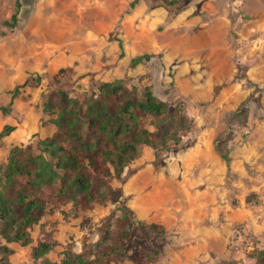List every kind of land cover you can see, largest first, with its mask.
I'll return each instance as SVG.
<instances>
[{"label": "rangeland", "instance_id": "374dc122", "mask_svg": "<svg viewBox=\"0 0 264 264\" xmlns=\"http://www.w3.org/2000/svg\"><path fill=\"white\" fill-rule=\"evenodd\" d=\"M132 2L35 0L24 21L19 0H0V108L9 109L0 112V165L13 147L40 153L38 143L55 132L45 111L55 90L82 102L97 84L123 79L138 96L149 87L168 104L182 103L192 121L178 146L157 156L143 147L121 179H108L109 202L85 208L44 190L29 243L0 236V264H59L66 253L86 252L119 207L141 225L126 258L111 264H133L137 247L150 264H264L250 256L264 248V0ZM143 55L148 62L130 64ZM241 106L247 118L232 125L225 164L214 141ZM155 121L141 117L139 126L153 132ZM146 224L164 235L145 243ZM41 243L52 248L36 259Z\"/></svg>", "mask_w": 264, "mask_h": 264}, {"label": "trees", "instance_id": "16d2710c", "mask_svg": "<svg viewBox=\"0 0 264 264\" xmlns=\"http://www.w3.org/2000/svg\"><path fill=\"white\" fill-rule=\"evenodd\" d=\"M139 1L133 0L131 7ZM188 2L161 0L164 7L177 8ZM12 19L15 24L16 18ZM149 59L148 55L139 56L131 59L130 64L137 66ZM16 93L17 90L13 97ZM8 111L7 107L0 108L4 114ZM45 111L54 116L55 132L38 143L40 153L35 154L31 145L13 147L6 163L0 165V236L6 242L29 243V229L46 208L41 197L44 190L55 200L85 208L102 205L113 196L107 180L121 179L124 169L138 159L143 147L151 148L157 156L170 146H178L192 128L182 103L168 104L155 97L149 87L138 96L135 90L126 87L123 79L97 84L82 102L65 91H51ZM146 116L156 118L153 132L139 126L140 118ZM246 118L247 110L241 106L230 116L227 134L217 136L214 141V150L225 164L230 161L227 143L233 137L232 125L244 123ZM13 130L11 126L5 127L1 136ZM136 225L141 224L135 223L128 211L117 208L107 217L93 248L79 254L66 253L59 264L122 262ZM143 227L145 243L165 233L155 224ZM51 248L50 244L41 243L33 250V257L42 258ZM250 256L263 263L264 248L254 250ZM150 262L151 255L144 248L134 250L133 264Z\"/></svg>", "mask_w": 264, "mask_h": 264}, {"label": "water", "instance_id": "95a60500", "mask_svg": "<svg viewBox=\"0 0 264 264\" xmlns=\"http://www.w3.org/2000/svg\"><path fill=\"white\" fill-rule=\"evenodd\" d=\"M19 2L22 6L19 18L21 20L27 21L32 12L35 0H19Z\"/></svg>", "mask_w": 264, "mask_h": 264}]
</instances>
